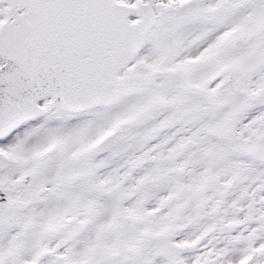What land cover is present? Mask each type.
Returning <instances> with one entry per match:
<instances>
[{
  "label": "snow or ice",
  "instance_id": "1",
  "mask_svg": "<svg viewBox=\"0 0 264 264\" xmlns=\"http://www.w3.org/2000/svg\"><path fill=\"white\" fill-rule=\"evenodd\" d=\"M0 264H264V0H0Z\"/></svg>",
  "mask_w": 264,
  "mask_h": 264
}]
</instances>
